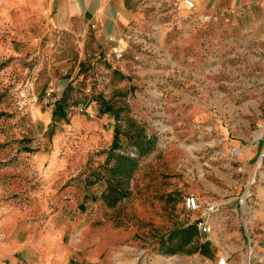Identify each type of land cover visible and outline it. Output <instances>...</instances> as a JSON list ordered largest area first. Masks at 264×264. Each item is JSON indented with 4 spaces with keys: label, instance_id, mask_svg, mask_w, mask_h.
<instances>
[{
    "label": "rangeland",
    "instance_id": "1",
    "mask_svg": "<svg viewBox=\"0 0 264 264\" xmlns=\"http://www.w3.org/2000/svg\"><path fill=\"white\" fill-rule=\"evenodd\" d=\"M127 2L138 19L105 43L0 0V264H264V10ZM128 118L154 146L122 177ZM191 223L208 255L164 253Z\"/></svg>",
    "mask_w": 264,
    "mask_h": 264
},
{
    "label": "crops",
    "instance_id": "2",
    "mask_svg": "<svg viewBox=\"0 0 264 264\" xmlns=\"http://www.w3.org/2000/svg\"><path fill=\"white\" fill-rule=\"evenodd\" d=\"M43 12L49 18L52 26L58 29H70L77 22L91 27L97 38L109 43V38L115 42L123 40L126 28L138 19L129 7L127 0H40ZM201 2L203 0H195ZM212 1L210 11L225 9L234 15H251L256 10H264V0H205ZM208 5V4H206ZM206 7L202 5V9ZM213 13H211L212 15ZM60 90V87H57ZM107 118V116H104ZM108 119V118H107ZM106 121L108 122L109 120ZM246 169V168H245Z\"/></svg>",
    "mask_w": 264,
    "mask_h": 264
},
{
    "label": "trees",
    "instance_id": "3",
    "mask_svg": "<svg viewBox=\"0 0 264 264\" xmlns=\"http://www.w3.org/2000/svg\"><path fill=\"white\" fill-rule=\"evenodd\" d=\"M61 104L62 99L58 104H56L54 116L66 115ZM107 111H112L111 107L108 104L102 105V107H100V112ZM112 113L115 114L116 117L118 116L115 110ZM128 124L129 129H138L139 131L137 134V139H135L137 156L135 158H132L129 155L114 152L115 149L120 147L119 125H116L115 127L114 137L108 156V161L112 159L115 160L113 166L111 167L112 171L115 175L121 174L122 177L130 175V173L137 168L139 157L148 154L154 146L153 140L151 138H148L147 135L142 134L141 127L136 125V123L132 119L128 118ZM208 245V241H201L199 231L194 223L172 228L167 238L161 240V246L164 249V253L167 254H174L179 252L193 254L199 252L203 255H208Z\"/></svg>",
    "mask_w": 264,
    "mask_h": 264
},
{
    "label": "built area",
    "instance_id": "4",
    "mask_svg": "<svg viewBox=\"0 0 264 264\" xmlns=\"http://www.w3.org/2000/svg\"><path fill=\"white\" fill-rule=\"evenodd\" d=\"M182 3L188 10L196 9V3H195L194 0H182ZM46 94H47V96L50 97V99L53 102L57 101L56 89H55L54 86H49L47 91H46ZM185 207L188 210H192L193 211V210H196V209L199 208V203H198V201H197V199L195 197L187 196V197H185ZM216 210H217V208L213 207V206H211L209 208L210 212H215ZM197 224H198V227L201 230V232H203V233L210 232L211 227L207 224V222L200 221ZM219 264H227L226 259L222 258L219 261Z\"/></svg>",
    "mask_w": 264,
    "mask_h": 264
}]
</instances>
